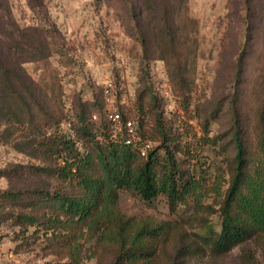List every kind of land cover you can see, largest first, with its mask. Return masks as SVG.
Masks as SVG:
<instances>
[{
	"label": "rangeland",
	"instance_id": "374dc122",
	"mask_svg": "<svg viewBox=\"0 0 264 264\" xmlns=\"http://www.w3.org/2000/svg\"><path fill=\"white\" fill-rule=\"evenodd\" d=\"M6 78L14 85L4 88ZM236 119L251 168L264 139V0H0V264H71L72 247L79 264H126L82 224L16 219L49 213L24 191L78 190L56 171L64 161L44 152L40 128L55 122L81 152L92 144L78 127L126 133L141 155L157 151L161 177L169 150L182 183H194L175 203L120 191L121 215L161 228L135 264H264V236L214 247Z\"/></svg>",
	"mask_w": 264,
	"mask_h": 264
},
{
	"label": "trees",
	"instance_id": "16d2710c",
	"mask_svg": "<svg viewBox=\"0 0 264 264\" xmlns=\"http://www.w3.org/2000/svg\"><path fill=\"white\" fill-rule=\"evenodd\" d=\"M8 72L4 70L3 75L8 76ZM1 85L6 88L14 84L6 78ZM53 124L57 125L56 131H46V125L40 128L44 152L64 161L56 171L62 179L75 181L78 190L72 193L51 192L45 188L24 191L22 197L29 194L38 198L49 213L39 217L22 212L16 219L23 225L44 226L50 230L63 228L64 224H82L100 241L118 245L124 263L135 264L143 259L152 252V242L161 228L136 225L121 215L118 211L120 191L134 192L148 202L165 194L175 203L193 189L194 183H182L177 163L169 150L166 153L169 164L161 177L156 170L157 164L161 163L157 151L149 150L147 155H141L140 143L129 141L126 133L114 138L109 127H78L76 131L92 144L81 152L79 141L64 133L59 127L60 122ZM233 140L235 170L221 208V230L214 242L215 249L220 252L254 235L264 236V139L258 146L259 159L251 168L239 119L234 123ZM43 170L51 171L52 167ZM71 254V264H79L78 250L72 247ZM246 262L250 263V260L246 259Z\"/></svg>",
	"mask_w": 264,
	"mask_h": 264
},
{
	"label": "built area",
	"instance_id": "2783aa9c",
	"mask_svg": "<svg viewBox=\"0 0 264 264\" xmlns=\"http://www.w3.org/2000/svg\"><path fill=\"white\" fill-rule=\"evenodd\" d=\"M110 87H111V85H109V87L106 88V91H105L106 94L110 93V91H111ZM110 118L114 121H117L120 119V115L118 113H113L110 115ZM128 126H130V127H128L129 131L133 132V127H131L132 126L131 123H129ZM149 147H150V145L146 144V149H149ZM142 154L145 155L146 154L145 151H142Z\"/></svg>",
	"mask_w": 264,
	"mask_h": 264
}]
</instances>
